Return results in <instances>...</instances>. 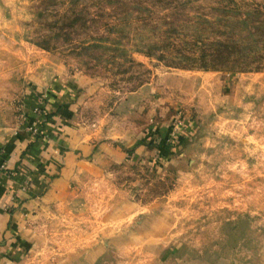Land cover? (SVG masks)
<instances>
[{"label":"rangeland","instance_id":"1","mask_svg":"<svg viewBox=\"0 0 264 264\" xmlns=\"http://www.w3.org/2000/svg\"><path fill=\"white\" fill-rule=\"evenodd\" d=\"M140 39L163 47L137 52ZM195 40L249 45L206 71L183 58L200 57ZM62 117L100 143L112 126L158 151L79 188L129 197L119 264H264V0H0V136L42 151Z\"/></svg>","mask_w":264,"mask_h":264},{"label":"crops","instance_id":"2","mask_svg":"<svg viewBox=\"0 0 264 264\" xmlns=\"http://www.w3.org/2000/svg\"><path fill=\"white\" fill-rule=\"evenodd\" d=\"M68 104L64 99L62 110ZM65 117L62 140L42 151L22 132L12 133L14 139L0 136V264H119L114 239L125 234L123 225L135 216L129 197L115 205L113 197L79 188L96 190L110 166L127 164L133 155L152 158L157 150L140 135L132 141L128 131L112 126L107 142L100 143V133L73 132ZM21 174L30 177L28 192L20 187ZM60 218L62 227L54 226Z\"/></svg>","mask_w":264,"mask_h":264},{"label":"trees","instance_id":"3","mask_svg":"<svg viewBox=\"0 0 264 264\" xmlns=\"http://www.w3.org/2000/svg\"><path fill=\"white\" fill-rule=\"evenodd\" d=\"M204 22H206V21L204 20ZM238 23H239V25H242V27H246L247 26L246 20H238V21L235 22V24H238ZM197 28L198 27H195V29H197ZM139 42H140L139 43L140 45L136 49V51L137 52L145 53L147 55H152V52L157 51V50H159V49H161L163 47V46L161 47L157 42L150 41L149 39L148 40L140 39ZM198 42L199 41H196L195 40L190 45H192V48H194V47H200V46L205 47L204 49H201L200 50V57L196 58V57H192V56H185L183 58L191 61V64L193 62H196L198 59H200V62H201L200 68L203 69V70H206V71L207 70H216L215 69L216 66L214 65V63H216V64L217 63H221V64H224L225 63L226 64L227 62H229L232 59V56H233L232 54L234 52L243 50L246 47H248V45H249V43L239 44V43H237L238 41L235 42V43H232V44H228V43L222 42V41H217L216 43H214L212 45L207 44V46H206L202 42H199V44H198ZM185 44H188V43L185 42ZM99 45H101V44H99ZM169 45H171V43H168V45L166 47H164V48H167ZM239 45H242V47L239 46ZM102 46H108V45H102ZM212 47H216V50L213 48L215 54L208 52V49L209 48H212ZM122 48H121V51L122 50L125 51V48H123V49ZM207 58L210 61H207ZM180 60H182V59H180ZM208 62H211V64H209ZM180 66L181 67H179V68H182V69L183 68H187V66L184 65V64H182ZM188 67H191V65H189ZM178 140L180 142H182L183 141V138L182 137H179ZM161 144H163V143L161 142L160 145ZM164 148H165V150H168L170 148V145L169 144H166L164 146Z\"/></svg>","mask_w":264,"mask_h":264},{"label":"built area","instance_id":"4","mask_svg":"<svg viewBox=\"0 0 264 264\" xmlns=\"http://www.w3.org/2000/svg\"><path fill=\"white\" fill-rule=\"evenodd\" d=\"M3 168V167H2Z\"/></svg>","mask_w":264,"mask_h":264}]
</instances>
